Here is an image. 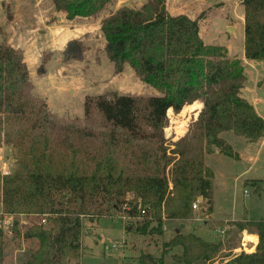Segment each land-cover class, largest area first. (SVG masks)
Returning a JSON list of instances; mask_svg holds the SVG:
<instances>
[{"label":"trees","instance_id":"trees-1","mask_svg":"<svg viewBox=\"0 0 264 264\" xmlns=\"http://www.w3.org/2000/svg\"><path fill=\"white\" fill-rule=\"evenodd\" d=\"M50 1L70 20L99 17L111 2ZM241 3L244 54L264 59V0ZM201 18L171 14L167 0L123 5L104 14L100 27L108 58L117 71L129 64L159 94L86 95L84 125L54 116L47 101L34 93L23 50L0 40V147L12 146L16 163L13 172L0 176V202L5 213L34 215L26 228L18 221L13 228L15 238L36 239L26 264H79L85 220L111 211L142 218L136 227L141 234H163L165 219H189L199 196L211 212L215 173L206 165V153L218 147L239 158L221 136L225 131L249 141L264 138V117L242 95L247 80L242 59L230 56L223 44L205 43ZM2 30L0 25V34ZM84 50L82 40L72 38L63 58H78ZM196 101L203 106L186 134L173 142L167 139L169 109L179 113ZM95 112L104 120L102 129L91 126ZM126 203L130 209L124 208ZM184 226L163 243L161 255L143 252L139 264H164L168 252L172 264H211L222 241L206 240ZM237 226L258 236V243L227 264H264V220ZM4 235L0 224V264Z\"/></svg>","mask_w":264,"mask_h":264},{"label":"rangeland","instance_id":"rangeland-1","mask_svg":"<svg viewBox=\"0 0 264 264\" xmlns=\"http://www.w3.org/2000/svg\"><path fill=\"white\" fill-rule=\"evenodd\" d=\"M145 1L111 0L103 15L120 6L137 7ZM188 2L189 0H180L179 3L177 0L171 1L169 7L176 13L192 12L195 17L202 14L199 20L202 28L207 27L205 24H211L209 31L212 38L205 39L206 43H226L228 19L217 11L210 15L213 19L211 22L207 20L209 11L214 6H219L223 0H210V6L201 2L193 5ZM228 2L231 3V14L233 7L242 9L241 0ZM18 12H27L24 20L16 17ZM103 15L70 20L66 17V12L55 10L50 0H0V25L3 28L0 40H11L22 50L32 44L28 46L30 56L26 58V62L34 83V93L47 101L50 110L60 121L76 120L80 125L86 124V95L109 91L141 96L159 94L154 87L144 83L129 64L126 63L121 71H117L105 51L106 41L100 27ZM11 19H14L13 23L10 22ZM72 38L81 39L85 50L80 57L65 60L63 50ZM244 66L247 75L244 94L259 100L257 107L264 117V59L246 61ZM198 108L199 105L195 107L192 104L185 106L179 113L173 114L170 111L169 123L164 129L165 137L173 142L184 136L190 122L198 116L194 115ZM90 121L94 129L103 128L104 120L99 113L95 112ZM223 136L243 155V159L238 160L225 154L221 159L220 167L224 173L217 180L212 213L200 205L198 209H193V216L189 219L170 220V225L164 223L163 234L139 233L136 227L142 218L129 216L124 211H111L106 216L86 219L81 237L83 253L79 264H139L138 257L143 252L161 255L163 243L172 238L175 228H180V224L185 225L186 231H195L206 240H221L223 248L238 245L239 231L242 229L237 226V222L264 220V141H249L232 131H227ZM246 155H253L255 160L247 159ZM15 167L14 148L3 145L0 147V176H3L4 169L13 172ZM33 216L19 214L15 216V221L24 229L34 221ZM226 217L227 220H219ZM0 224L5 234L4 264H26L37 246L36 239L15 238V223L7 228L0 218ZM198 226H203L205 230H192ZM219 227L230 228L225 236L219 237L216 231ZM245 240H249L247 234ZM171 254L172 252H168L164 255V264H172ZM220 254L221 252L211 264H227Z\"/></svg>","mask_w":264,"mask_h":264},{"label":"crops","instance_id":"crops-1","mask_svg":"<svg viewBox=\"0 0 264 264\" xmlns=\"http://www.w3.org/2000/svg\"><path fill=\"white\" fill-rule=\"evenodd\" d=\"M171 1L172 2H175V0H167V8H168V11L171 14L176 15V14L184 13V14L188 15L190 18H196L192 12H179V13L173 12L170 9V7H169L170 6L169 3ZM209 1L210 0H189L188 3L189 4H192V5L195 4L196 2H198V3L201 2V3L208 4ZM228 1H230V0H223V2H221V4L219 6H216V7L214 6L209 11V16L207 17L208 18L207 20H209L211 22L213 19H211V16L210 15L212 13L217 12V11H218V14L219 15L225 16L228 19V21L226 22V27H228L229 31L227 32V36L225 37L227 39V42L226 43H223V45H225L227 47L228 54L230 56H238L239 58L242 59L243 64H245L246 61H250L252 59L246 58V56L244 54L245 53L244 52V36H245V29H244V25H245V21H244V7L242 5V9L241 10H239L236 7H233L234 11H233V14H231V10H230L231 9V3L228 2ZM179 2H180V0H177V3H179ZM240 4H242V3L240 2ZM208 6H210V5L208 4ZM238 10H239V12H238ZM26 13L27 12H25V13H19L18 12V14H16V17L18 19H20V20H24V17L26 16ZM13 20L14 19H11L10 22L13 23L12 22ZM209 24H205V25H207V27L202 28V26L200 24V21H199V28H200V31L199 32H200L201 37L205 41V43H206V40L205 39L212 38L211 37V31H209V29L211 28V24L210 25ZM7 29H8V27H7ZM8 42L11 43L12 45H14L11 42V40H9ZM30 45H32V44H28L25 47L26 49L23 50L25 61H26V58H29V56H30L29 55L30 49L28 48V46H30ZM242 95L245 96L251 103H253V105L255 106L256 110L259 112V109L257 107V102L259 100L257 98H252L251 99L250 97L246 96L244 94V88L242 89ZM193 104L195 105V107L199 105L198 111L194 113V115H198L199 110L203 106V103L201 101H196ZM186 106H190V105H186ZM169 111L173 112L174 110L172 108H170ZM259 114L261 115L260 112H259ZM226 132L227 131H225V132H223L221 134V136L223 138H225L223 136V134L226 133ZM263 141H264V138H263ZM235 151H237V150H235ZM238 153H239V158H235V159L242 160L243 159V155L240 152H238ZM223 156H224V153L221 152V150L218 147H214L213 151L208 152L205 155L206 165L209 166L210 168H212V170L215 173V176H214V196H215V187L217 185V180H218L219 176L220 175H223V173H224V171L220 167V162L222 161L221 159H223ZM246 158L249 159V160L251 159L253 161L255 160V157L253 155H246ZM129 198H132V194L129 195ZM214 198H213V209H214V200H215ZM199 199H201V203L199 204V206L201 205L202 208H204V205H203V202H202V197L199 196ZM219 207H223V206L222 205H219ZM213 209H212V211H213ZM212 211H211V213H212ZM227 218L228 217L223 218V219H219V220L220 221L221 220H227ZM170 220L171 221H174V220L176 221L177 219H165L164 220V223L170 225L168 223ZM240 220H244V219H240ZM168 225H167V230H168ZM196 228L197 229H192V230H200V231L205 230L203 228V226H200V227L198 226ZM225 228H226V233H227V231H229L228 229L230 227H225ZM165 230H166V228H165ZM176 230H177V228H175V231L174 232H176ZM216 231H217L219 237H222V234H220V232L218 231V229ZM246 234H247V239H249V240H247L248 241V245H247L246 249H244V250L248 252V251H252V250H255L256 249V245L258 243V236H256L254 233H251L246 228L245 229H242L241 231H239L240 238H239L238 245H233L231 247L230 246H224L223 250L221 251V254L220 255H222V258L224 259L225 262H228L236 253H238V252H240V250H242V248H243L242 246H243V243L245 241ZM254 239H256V240L254 241ZM215 240H218V239H213L212 241H215ZM224 252H226V254H223ZM232 252H235V253L232 254Z\"/></svg>","mask_w":264,"mask_h":264},{"label":"built area","instance_id":"built-area-1","mask_svg":"<svg viewBox=\"0 0 264 264\" xmlns=\"http://www.w3.org/2000/svg\"><path fill=\"white\" fill-rule=\"evenodd\" d=\"M169 112H170V111H168V113H169ZM172 113L175 114L174 111H173ZM185 124H186V123H185ZM185 124H184V125H185ZM174 132L177 134V130H176V129H174ZM10 173H11L10 169H4V170H3V176L8 175V174H10ZM200 201H201V200L198 198V199L193 203V208H194L195 210L199 208ZM124 208H125V209H130V208H131V205L128 204V203H126L125 206H124ZM145 211H146V210H143V213H145ZM16 215H17V214H8V213H5V212L3 211V209H2V207H0V218H1V220H2V222H3V225H4L5 227L10 228L11 226L14 225V223H15V216H16ZM21 215H23V214H21ZM23 216H24V215H23ZM124 217H127V216L124 215ZM138 218H140V217H138ZM42 222H44V223L46 222V215H43V217H42ZM218 231L220 232V234L225 235V233H226V228H225V227H219V228H218ZM247 245H248V241L245 240L244 243H243V246H242V247H243L242 250L246 249ZM242 250H240V251H242Z\"/></svg>","mask_w":264,"mask_h":264},{"label":"water","instance_id":"water-1","mask_svg":"<svg viewBox=\"0 0 264 264\" xmlns=\"http://www.w3.org/2000/svg\"><path fill=\"white\" fill-rule=\"evenodd\" d=\"M184 224L180 225V228L183 227ZM180 228H177L176 232H179Z\"/></svg>","mask_w":264,"mask_h":264},{"label":"bare ground","instance_id":"bare-ground-1","mask_svg":"<svg viewBox=\"0 0 264 264\" xmlns=\"http://www.w3.org/2000/svg\"><path fill=\"white\" fill-rule=\"evenodd\" d=\"M184 112H185V111H183V113H182V114H184ZM255 240H256V239H254V241H255Z\"/></svg>","mask_w":264,"mask_h":264}]
</instances>
